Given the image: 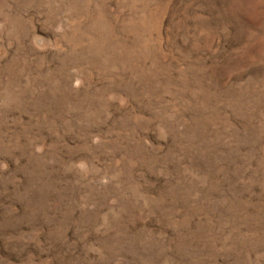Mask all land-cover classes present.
Here are the masks:
<instances>
[{
	"label": "rangeland",
	"instance_id": "1",
	"mask_svg": "<svg viewBox=\"0 0 264 264\" xmlns=\"http://www.w3.org/2000/svg\"><path fill=\"white\" fill-rule=\"evenodd\" d=\"M0 264H264V0H0Z\"/></svg>",
	"mask_w": 264,
	"mask_h": 264
}]
</instances>
